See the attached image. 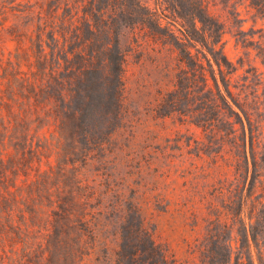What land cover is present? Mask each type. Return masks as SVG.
I'll return each instance as SVG.
<instances>
[{"label": "trees", "instance_id": "1", "mask_svg": "<svg viewBox=\"0 0 264 264\" xmlns=\"http://www.w3.org/2000/svg\"><path fill=\"white\" fill-rule=\"evenodd\" d=\"M232 1L155 0L152 7L150 0H0V40L17 44L15 52L0 53V216L44 231L46 250L36 264H264L261 141L252 115L233 99L228 75L237 68L224 52L228 25L241 18L237 10L227 21L214 12ZM239 1L264 20V0ZM242 27L236 36L247 37ZM256 49L264 65V44ZM133 56L141 67L170 60L154 84L152 113L214 136L222 132L216 120L242 125L236 252L226 243L222 254L209 250L206 237L180 257L159 240L157 225L148 231L146 219L131 236L127 201L104 179L110 175L89 179L88 167L104 170L141 124L128 95ZM227 122L228 136L235 131ZM214 241L220 244L218 236Z\"/></svg>", "mask_w": 264, "mask_h": 264}, {"label": "rangeland", "instance_id": "2", "mask_svg": "<svg viewBox=\"0 0 264 264\" xmlns=\"http://www.w3.org/2000/svg\"><path fill=\"white\" fill-rule=\"evenodd\" d=\"M35 1L43 0H32V3ZM154 1L150 0L152 7ZM248 5V2L233 0L230 7L219 4L214 12L222 14L223 21H227L236 10L240 13L241 22L228 25V33L224 37V52L237 68L236 73L228 75V79L233 99L252 115L251 123L261 141L257 152L264 158V65L256 49L264 44V20ZM242 24V30L247 34L243 38L236 36ZM246 38L251 43L247 42L245 46L243 41ZM2 40L0 53L15 52V42ZM248 44H252L251 47ZM137 62L134 56L130 59L128 95L131 106L140 113L141 124L134 128L133 135L125 138L127 146L123 151L111 155L104 170H100L98 164L88 167L89 179L96 178L97 183L101 180L97 174L110 175L104 179H108L116 193H122L121 201H127L126 232L131 236H134L140 222L146 219L151 220L148 231L152 232L157 225L159 240L177 251L180 257H190L189 244L195 240L200 243L206 237L211 240L205 243L209 250L222 254L223 250L228 251L227 245L232 244L236 252L240 232L236 221L239 213L236 173L237 161L245 144L242 125L234 119L216 120L214 124L222 132L214 136L202 127L182 122L175 116L163 117L164 111L159 115L152 113L150 104L157 95L154 84L162 79L161 66L170 60H147L144 67L138 66ZM235 109L244 117L238 107ZM227 121L234 123L235 131L228 136L226 133L232 128ZM245 125L251 160L247 120ZM49 157L51 165H55L54 154L50 153ZM47 169L44 160L43 171ZM21 185L20 179L17 187ZM152 213L155 215L153 219ZM30 231L17 218L7 221L0 216V264L38 262L46 250L45 233L39 228ZM214 236L220 238L217 246L216 241L213 242Z\"/></svg>", "mask_w": 264, "mask_h": 264}]
</instances>
